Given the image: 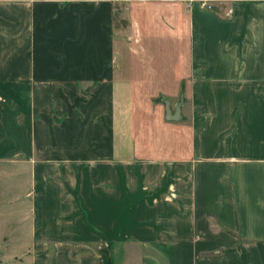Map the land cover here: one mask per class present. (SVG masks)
I'll return each instance as SVG.
<instances>
[{
	"label": "crops",
	"instance_id": "1",
	"mask_svg": "<svg viewBox=\"0 0 264 264\" xmlns=\"http://www.w3.org/2000/svg\"><path fill=\"white\" fill-rule=\"evenodd\" d=\"M0 165V264H264V0H0Z\"/></svg>",
	"mask_w": 264,
	"mask_h": 264
},
{
	"label": "rangeland",
	"instance_id": "2",
	"mask_svg": "<svg viewBox=\"0 0 264 264\" xmlns=\"http://www.w3.org/2000/svg\"><path fill=\"white\" fill-rule=\"evenodd\" d=\"M9 168V165H0V204L3 203V200L11 197L13 176ZM0 207H2V205H0Z\"/></svg>",
	"mask_w": 264,
	"mask_h": 264
},
{
	"label": "water",
	"instance_id": "3",
	"mask_svg": "<svg viewBox=\"0 0 264 264\" xmlns=\"http://www.w3.org/2000/svg\"><path fill=\"white\" fill-rule=\"evenodd\" d=\"M162 102L164 104V119L166 121H177V120H179V118H180L179 107L181 105V100L177 104L174 105L172 112L168 106V103L165 100H163Z\"/></svg>",
	"mask_w": 264,
	"mask_h": 264
}]
</instances>
